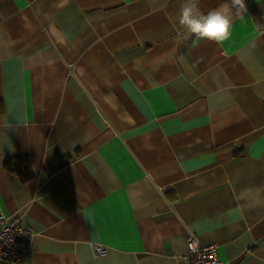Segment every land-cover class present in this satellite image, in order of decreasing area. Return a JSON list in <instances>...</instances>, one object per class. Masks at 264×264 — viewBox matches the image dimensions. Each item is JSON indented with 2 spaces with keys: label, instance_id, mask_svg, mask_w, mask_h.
<instances>
[{
  "label": "crops",
  "instance_id": "1",
  "mask_svg": "<svg viewBox=\"0 0 264 264\" xmlns=\"http://www.w3.org/2000/svg\"><path fill=\"white\" fill-rule=\"evenodd\" d=\"M182 3L0 0V216L31 232L22 264H188V232L264 264V0H199L229 7L220 42Z\"/></svg>",
  "mask_w": 264,
  "mask_h": 264
},
{
  "label": "built area",
  "instance_id": "2",
  "mask_svg": "<svg viewBox=\"0 0 264 264\" xmlns=\"http://www.w3.org/2000/svg\"><path fill=\"white\" fill-rule=\"evenodd\" d=\"M31 232L18 220H8L0 216V264H22L28 253V241ZM188 264H223L218 259L214 246H201L197 237L192 233L186 234ZM96 255H104L102 246L94 245Z\"/></svg>",
  "mask_w": 264,
  "mask_h": 264
},
{
  "label": "clouds",
  "instance_id": "3",
  "mask_svg": "<svg viewBox=\"0 0 264 264\" xmlns=\"http://www.w3.org/2000/svg\"><path fill=\"white\" fill-rule=\"evenodd\" d=\"M232 4L244 9L243 0H232ZM179 23L188 33L198 38L220 42L228 39L230 35V9L225 6L222 10L203 13L199 7V0H183L179 11Z\"/></svg>",
  "mask_w": 264,
  "mask_h": 264
},
{
  "label": "trees",
  "instance_id": "4",
  "mask_svg": "<svg viewBox=\"0 0 264 264\" xmlns=\"http://www.w3.org/2000/svg\"><path fill=\"white\" fill-rule=\"evenodd\" d=\"M2 166L6 171L17 175L22 183L32 178L31 168L26 158L5 157Z\"/></svg>",
  "mask_w": 264,
  "mask_h": 264
}]
</instances>
